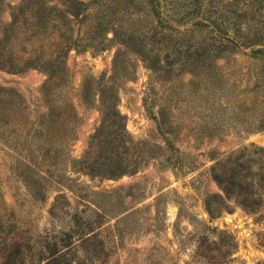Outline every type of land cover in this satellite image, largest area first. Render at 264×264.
<instances>
[{"label": "rangeland", "instance_id": "1", "mask_svg": "<svg viewBox=\"0 0 264 264\" xmlns=\"http://www.w3.org/2000/svg\"><path fill=\"white\" fill-rule=\"evenodd\" d=\"M21 1L0 0V40L8 37L1 56L17 64L40 55V65L13 72L0 67V229L9 237L4 221L11 218L27 230L29 243L19 242L25 264L36 237L49 228L48 209L58 194L66 197L70 212L83 210L104 219L99 231L106 249L94 264H191L195 240L208 229L210 238L236 243L231 264H264V212L249 214L226 198L211 172L219 160L244 161V149L263 150L262 156L250 154L254 171L264 161V128H259L264 124V0H204L202 19L208 21L202 24L207 28L195 22L191 43H211L215 34H222L243 44L221 57L181 55L171 64L165 61L168 65L158 72L150 71L111 33L115 15L107 14L115 8L128 14L131 0H31V25L12 30V14ZM198 1L165 0L164 11L173 22H183L195 14ZM103 16L108 23L89 38L86 32ZM250 40L258 45L250 47ZM90 44L105 48L95 50ZM73 45L77 47L55 60L56 47ZM83 45L91 48L83 50ZM184 48L180 45L179 50ZM50 69L55 73L46 83ZM51 102L55 114L63 104V115L56 118L54 135L42 148H57L62 172L61 160H74L66 169L72 183L71 189L50 192L47 203L35 204L11 173L10 159L25 147L33 121L48 112ZM108 109L112 117H107ZM117 113L125 139L135 149L133 156L146 164L116 180L90 178L79 162L94 150L89 146L102 118L115 126ZM62 121L73 130L70 139ZM106 139L110 136L99 140Z\"/></svg>", "mask_w": 264, "mask_h": 264}, {"label": "trees", "instance_id": "2", "mask_svg": "<svg viewBox=\"0 0 264 264\" xmlns=\"http://www.w3.org/2000/svg\"><path fill=\"white\" fill-rule=\"evenodd\" d=\"M164 1L131 0L127 7L132 8V10H128V14L120 13L116 8L107 14V16L115 15L113 18L115 22L110 28L113 38L120 40L126 49L137 54L144 63L146 62L150 71L158 72L162 70L165 65L179 60L181 55L188 58L221 57L226 53L236 51L235 49L243 44V42H238L234 38L222 34H215L216 38L211 43L198 42L196 40L195 43H191L190 38L194 36L190 32L194 30L192 26L195 25V22L198 23L200 21L198 27L207 28V25L202 24V21L204 23L208 21L207 19H202V15L206 10L204 0L196 3L195 14L190 19L183 22L179 21L178 23L167 18L164 11ZM237 1L251 2L252 0H232L231 2ZM31 13V0H22L16 8V12L12 14V20L9 24L10 29H23L27 27L26 25H31L30 22H27L32 15ZM19 15L21 17L18 19ZM104 17L101 22L92 24L91 29L86 32L89 38L97 35L101 27L108 23V19H104ZM126 21L130 24L124 28L123 24ZM213 29L214 27L209 31V34L215 31ZM198 32L200 34V30ZM185 35H188V37ZM7 39L8 37L0 40L1 68L13 72L20 71L28 66L31 68L39 67L40 64L36 59L40 58V55L37 58H25L17 62V64L12 60H3L1 51H4L3 47H5ZM105 39L108 42L113 40ZM245 39L249 40L247 37ZM250 41V47L258 45L252 43L254 40ZM90 45L95 50H103L105 48L102 44ZM180 45H184L185 48L179 50ZM71 47L75 48L77 46L56 47L58 54L55 55V60L60 59L62 56L60 53L64 54ZM154 47H156L155 53L153 52ZM81 48L85 50L91 47L83 45ZM260 50L255 51L260 52ZM161 52H164V58L160 60L159 55ZM163 61L164 65H161ZM165 61L168 64H165ZM54 73V70L50 69L46 83L51 81ZM54 104L53 102L47 104L48 112L41 113L39 118L33 121L31 126L33 133L25 147L12 160L10 159L11 173L24 187V196H27L28 200L35 204L47 203L50 198V192H61V187L66 186L71 189L72 179L66 176V169L68 166L73 165L74 160L70 156L66 160H61V166H65V170L62 172V168L58 167L56 158L58 154L57 148H42L43 142L51 139L54 135L52 128L57 125L56 118H60L63 115V104L57 105L61 109L57 114L53 111ZM109 111L108 109L107 114L109 113L110 115L107 117H112V112ZM114 117L117 118L115 126L110 125L102 118L100 125L92 136L94 143L89 146L90 149L93 147L94 150L87 151L86 154H89V156H84L83 160L79 162L81 169L90 178L116 180L124 175L137 173L146 164L142 157L133 156L135 149L132 143L125 139L124 126L120 123L122 118L118 113ZM5 124L8 123L5 121ZM60 124L63 125L61 129L65 130L66 135L70 139L73 130L66 125L64 126V121ZM259 128H264V124L260 125ZM107 136H110V139L99 140L101 137L106 138ZM37 140H39V143H37ZM6 147L11 148V143ZM39 150H42V152ZM51 150H54L52 154H50ZM262 152L263 150L260 148H254L253 151L244 149V152L240 154L242 158L243 156L246 157L244 161H239L238 157H228L225 161H217L211 169L212 178L224 196L228 199H233L245 212L252 215L264 212V161L262 166H258L257 170L254 171V160H250V154L262 156ZM48 154L49 156H47ZM66 200L63 194L53 197V203L48 209L50 217L49 228L43 231V235L39 234L36 237L29 264H94V261L99 259L100 253H104L106 242L100 238L101 234L99 231L105 223L104 219L91 218L83 210L70 212L68 209L70 206ZM206 207L208 214L212 216L214 211L210 204L206 203ZM95 213L99 217L96 211ZM4 222L5 229L8 230L10 236L7 237L6 233L2 232L3 227L0 229V244L4 250V253L0 256V264H25L23 246L19 242L23 244L29 243V237L25 236L27 230H21L11 218ZM208 231L213 233L210 229ZM213 231H216V229L214 228ZM210 232L197 236L194 249L190 255V263L231 264L235 260L232 256L237 249L236 243L231 241L232 239L229 241L224 239L217 241L215 238H210L208 235ZM219 233L225 234L224 231H219ZM77 254H82L84 256L83 259H79L76 256Z\"/></svg>", "mask_w": 264, "mask_h": 264}]
</instances>
